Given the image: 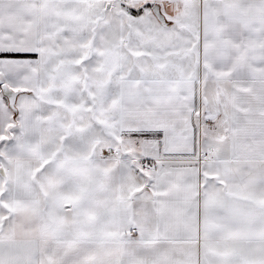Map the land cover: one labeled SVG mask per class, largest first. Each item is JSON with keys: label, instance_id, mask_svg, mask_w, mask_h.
<instances>
[{"label": "snow or ice", "instance_id": "obj_1", "mask_svg": "<svg viewBox=\"0 0 264 264\" xmlns=\"http://www.w3.org/2000/svg\"><path fill=\"white\" fill-rule=\"evenodd\" d=\"M0 264H264V0H0Z\"/></svg>", "mask_w": 264, "mask_h": 264}]
</instances>
